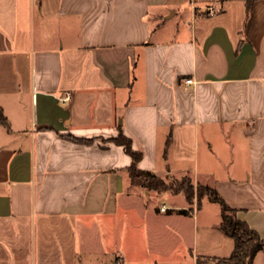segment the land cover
I'll use <instances>...</instances> for the list:
<instances>
[{"label":"crops","instance_id":"crops-1","mask_svg":"<svg viewBox=\"0 0 264 264\" xmlns=\"http://www.w3.org/2000/svg\"><path fill=\"white\" fill-rule=\"evenodd\" d=\"M0 112V264L232 254L219 204L132 183L120 128L264 238V0H0Z\"/></svg>","mask_w":264,"mask_h":264},{"label":"trees","instance_id":"trees-1","mask_svg":"<svg viewBox=\"0 0 264 264\" xmlns=\"http://www.w3.org/2000/svg\"><path fill=\"white\" fill-rule=\"evenodd\" d=\"M249 2H251V0H248V3ZM0 120L2 123L8 124L2 112H0ZM170 139L171 137H169L167 145H169ZM74 140L78 142L89 141V139L79 137H74ZM108 140L125 146L126 151L132 156L133 161L128 168L132 183L149 191L155 190L159 193L170 191L174 194L182 193L189 203H192L195 197H197L199 206L204 196H208L209 199L220 205L221 220L218 227L227 235L234 238V250L229 257L198 255L196 264H250L256 253L264 248V238H262L258 231L252 228L246 220L238 217L237 209L231 207L226 202L215 186L200 182L195 184L190 175H184L179 179L174 178L169 181L151 170L139 168L138 162L143 157V151L134 148L133 139L126 135L122 128H120L118 135ZM177 211L179 213H189V210L186 208H181Z\"/></svg>","mask_w":264,"mask_h":264},{"label":"rangeland","instance_id":"rangeland-1","mask_svg":"<svg viewBox=\"0 0 264 264\" xmlns=\"http://www.w3.org/2000/svg\"><path fill=\"white\" fill-rule=\"evenodd\" d=\"M206 177H207V174L206 173H204V172H200V179L203 181L204 179L206 180ZM174 178H176V179H179V178H181V177H175V176H168L166 179L167 180H172V179H174ZM167 194V196H171V195H168L169 194V192H167L166 193ZM166 197V196H164L162 193H161V195H158V197H157V201H156V204H158L160 201H161V199H164V198ZM178 198H183L182 196L181 197H178ZM166 199V198H165ZM210 204H216L217 205V203H214V201H212L211 199H209L208 198V196H206L205 198H204V200H203V207L206 209H208V206L210 205ZM215 205V206H216ZM218 206V205H217ZM82 255H84V253H82ZM116 264H122L121 263V261H120V258H117L116 257V262H115ZM214 264V263H213Z\"/></svg>","mask_w":264,"mask_h":264},{"label":"built area","instance_id":"built-area-1","mask_svg":"<svg viewBox=\"0 0 264 264\" xmlns=\"http://www.w3.org/2000/svg\"><path fill=\"white\" fill-rule=\"evenodd\" d=\"M208 13L210 15L215 14L216 13V8L213 5L208 6ZM186 82L187 83H193L194 80L192 78H187ZM71 98H72V92L71 91H65L62 94V96H60V100L62 102H67V101L71 100ZM167 209H168V206L166 204H162L161 210H167Z\"/></svg>","mask_w":264,"mask_h":264}]
</instances>
